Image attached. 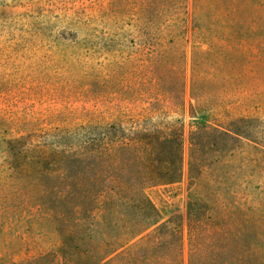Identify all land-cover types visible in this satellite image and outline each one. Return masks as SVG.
Listing matches in <instances>:
<instances>
[{"label":"rangeland","instance_id":"1","mask_svg":"<svg viewBox=\"0 0 264 264\" xmlns=\"http://www.w3.org/2000/svg\"><path fill=\"white\" fill-rule=\"evenodd\" d=\"M97 121L182 130L181 177L145 193L161 221L179 223L184 259L191 191L222 213L247 211L264 257V0H0V264H61L56 220L15 193L9 142ZM198 122L245 133L223 136L190 185ZM134 257L132 245L103 264Z\"/></svg>","mask_w":264,"mask_h":264},{"label":"trees","instance_id":"2","mask_svg":"<svg viewBox=\"0 0 264 264\" xmlns=\"http://www.w3.org/2000/svg\"><path fill=\"white\" fill-rule=\"evenodd\" d=\"M247 122L231 123L246 128ZM242 129L198 122L190 133V185L201 182L227 147L222 137L239 139ZM9 143L6 165L15 193L56 220L60 245L52 254L61 264H103L132 245L142 251V257H134L138 264H264L262 247L249 239L251 215L239 205L236 212L222 213L214 200L193 191L184 259L179 223L161 221L145 193L149 185L181 177L179 126L123 128L97 121L64 130L51 142L18 138Z\"/></svg>","mask_w":264,"mask_h":264}]
</instances>
